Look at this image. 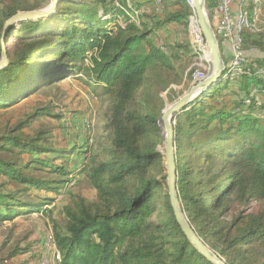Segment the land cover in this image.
<instances>
[{
	"label": "trees",
	"instance_id": "trees-1",
	"mask_svg": "<svg viewBox=\"0 0 264 264\" xmlns=\"http://www.w3.org/2000/svg\"><path fill=\"white\" fill-rule=\"evenodd\" d=\"M11 1L0 7V39L10 16L38 7ZM115 1L60 0L48 17L19 22L12 32L13 24L9 27L8 63L0 68V107L84 72L86 77H78L84 88L107 104L105 128L110 136L107 145H90L86 139L81 149L63 150L51 142L52 130L46 135L42 125L33 134H14L41 117L62 118L45 105L32 109L0 135V223L24 213H44L59 253L56 264H212L175 222L161 182L165 171L157 148L162 144L158 119L164 108L157 85L179 84L184 75L191 83L190 65L200 56L190 43L194 11L187 0H152L162 4L161 15L135 21ZM243 1L236 0L234 19L246 63L232 78L234 71L225 64L224 92L215 95L214 86L173 116L176 189L193 230L225 264H264V116L255 115L264 110V103L255 104L264 97V28L249 32L244 18L253 3L246 0L243 6ZM215 4L206 0L208 10ZM111 14L120 22L107 30L100 25L106 22L101 16ZM169 24L190 28L187 44L181 37L166 48L155 42L153 34ZM90 49L95 50L87 62ZM221 49L228 62L230 55ZM56 56L60 59L54 64L41 62ZM182 59L189 63L187 70L178 66ZM201 63L206 66L205 60ZM226 92L233 96L232 109L209 102ZM80 153L88 156L74 169L55 164ZM23 154L30 156L21 158ZM65 174L82 175L95 198L69 195L58 211L52 193L70 179L53 175ZM9 183L21 187L10 190ZM31 189L45 194L21 200ZM157 196L163 201L160 208ZM28 251L15 248L0 264H13L12 258Z\"/></svg>",
	"mask_w": 264,
	"mask_h": 264
},
{
	"label": "rangeland",
	"instance_id": "rangeland-1",
	"mask_svg": "<svg viewBox=\"0 0 264 264\" xmlns=\"http://www.w3.org/2000/svg\"><path fill=\"white\" fill-rule=\"evenodd\" d=\"M15 1L18 2V4H22L24 6L38 5V7L34 10L43 9L50 2V0ZM114 1L115 0H113V2ZM10 2L12 1L0 0V7H3ZM115 2L117 7L121 8L125 14H127L135 21H139V18L145 19L149 16H156V14H160L162 11V4L158 5L152 0H124V3H120L119 0H116ZM252 3L253 6L250 10L251 12H248L247 14L249 15L244 18V24L246 27H248V30L251 23L254 22L256 15H262L260 18L259 26H264V0H252ZM247 5L248 4L246 0H244L243 6ZM205 8H207L206 5ZM211 9H207V17L212 23ZM101 18L106 20L109 19V23L108 21H106L105 23L99 22L100 25L102 26L103 24V27L107 30L115 28L116 23L120 22L114 20L113 14L101 16ZM118 20H121L120 16ZM13 26L14 27H12L11 32L14 30V28H18L19 22L13 23ZM194 26L196 30H193ZM189 29L190 28H188V30ZM191 29L192 30H190L189 35L192 49L194 52H200V56H197L196 60L193 61V63L190 65V68L194 67L191 83L184 80V78L186 77V75H184V78H182V81L179 84H170L166 88L163 84L157 85L158 95L163 100V107L177 100L185 91H187L192 83L199 81L200 78L204 77L210 70V60L208 57L207 48L205 46L203 38L200 37V29L196 25L195 18H191ZM180 30H182V27H176L174 24H169L163 30L159 31L156 35L154 33L153 37L156 40L155 42L157 43L159 41L158 44L163 48H166V45H169L170 43H174L176 38L179 37H181L184 44H187V39L189 40L188 30ZM15 37H12V39H14ZM94 50L95 49H90L86 52L87 62L89 56L94 53ZM59 59V56L51 58L44 57L41 62H49V64H54V62ZM204 60L206 63L205 67L203 66V63H201L202 61L204 62ZM178 66H183V68L187 70L189 63L186 60L182 59ZM151 71L152 70H150V72ZM83 73L82 75L79 74L77 77H72L65 74V76H67L62 78V80H60L59 82L42 87L39 90H36L34 93L26 96L25 98H19V101L15 105H12L10 107H0V135L3 132L8 131L9 128L14 126L36 106L45 105L49 107V109L51 110L50 112L53 115L57 114L59 116H62V118L59 120V118L56 117L53 118L44 116L41 117L38 122L34 123L31 128L24 129L21 132L17 131L14 134H21L23 136L27 134H33L39 127V125H42V129L45 130L46 135H48L49 133L48 130H52L53 137L51 142L57 146L56 148H60L63 150L72 147L81 149V146L82 148L84 147V141H86V139L89 140L88 143L90 145H92V143L94 142L99 141L100 143L103 142L105 145H107L109 143L107 138L110 136V131L105 128V113L107 104L102 102V96H94V93L92 91L84 88L82 82L78 79V77L81 76L86 77V75H84ZM151 73L153 74L155 73V71H152ZM231 74V78L235 77L237 74V69L234 71V73ZM167 79L168 77L165 76L164 80ZM224 79L225 78L221 79L218 85H216L214 92L215 95L222 94L227 88L226 81ZM219 97L220 98H218V100H210L209 102H215L216 107L225 106L232 109L231 104L233 103V96L231 95V93L227 94L226 92L224 95H221ZM256 100H264V97ZM158 105L159 102H155L154 106L156 108ZM255 115L260 116L258 112ZM161 145L162 144H159L157 148H161ZM15 151L17 150L15 149ZM15 151L11 154L15 155ZM8 155L10 156V153H8ZM28 156L30 155L23 154L21 158H27ZM43 156L48 155H46L45 153ZM87 156L88 154L80 153L78 155H72L68 158V160L58 159L55 161V164H63L70 169H74L75 166H78V164L85 162ZM40 175H43V173H41ZM160 175L161 174L158 175L159 178ZM53 178H60V180L70 179L66 184H63L60 192H58L57 194L52 193V195H54V201L59 205L58 211L60 210L61 206H64L66 204L67 200L70 197L69 195H80L87 200H93L95 198V190L89 186L85 178L80 174L53 175ZM161 182L166 187L165 179L161 180ZM7 187L10 190H15L18 189V187L20 188L21 185L14 187L12 183H9ZM35 194L42 196L45 194V191L31 189L26 194L28 196L23 195L22 198L20 197V199L26 200V198H33V195ZM162 204L163 201L161 197L157 196V208L162 207ZM59 219L60 222H63L62 218ZM52 230L53 228L50 220L44 216V213L41 212L24 213L14 216L12 220L0 223V258L8 255L9 252H12V250H14L15 248L23 249L28 247L30 251L15 256L14 258H12L11 262L13 264H34L35 262H38V264H56L57 252H55V249H53L52 245Z\"/></svg>",
	"mask_w": 264,
	"mask_h": 264
},
{
	"label": "water",
	"instance_id": "water-1",
	"mask_svg": "<svg viewBox=\"0 0 264 264\" xmlns=\"http://www.w3.org/2000/svg\"><path fill=\"white\" fill-rule=\"evenodd\" d=\"M59 1L60 0H50L49 4L43 9L16 12L5 21L0 39V68L6 66L8 63L5 36L9 27L15 22L38 20L48 17L55 10ZM205 5L206 0H193V9L209 54L211 70L203 80L191 85L177 100L164 106L162 109L161 116L158 119V125L161 130L162 145L161 148H158V152L161 153L163 158L167 195L175 222L189 243L210 263L225 264L224 261L219 258L193 230L181 208V202L176 189L174 146L175 121L173 116L181 112L191 102L195 101V99L201 96L203 92L218 85L221 81L225 65L219 43L208 20Z\"/></svg>",
	"mask_w": 264,
	"mask_h": 264
},
{
	"label": "built area",
	"instance_id": "built-area-1",
	"mask_svg": "<svg viewBox=\"0 0 264 264\" xmlns=\"http://www.w3.org/2000/svg\"><path fill=\"white\" fill-rule=\"evenodd\" d=\"M212 12V27L213 33L221 46L225 48V55L229 54L230 58L228 62L224 61V64H240L246 63V56L242 49L243 37L239 34L238 26L234 22V15L238 14L236 11V0H216L215 6L211 9ZM207 13V8H206ZM208 16V15H207ZM262 15H256L253 23L249 26V32L255 33L260 31L264 26L260 27V18ZM209 20V18H208ZM200 37L202 34L200 33ZM203 38V37H202ZM161 42V41H160ZM223 56V55H222ZM245 68V66H244ZM245 70V69H244ZM264 103V100H256L255 104L260 106ZM264 110H259L260 116H264ZM262 116V117H263ZM90 117V116H89ZM53 249H55L52 239ZM55 252H57L55 250ZM59 259V253L57 252V260Z\"/></svg>",
	"mask_w": 264,
	"mask_h": 264
},
{
	"label": "bare ground",
	"instance_id": "bare-ground-1",
	"mask_svg": "<svg viewBox=\"0 0 264 264\" xmlns=\"http://www.w3.org/2000/svg\"><path fill=\"white\" fill-rule=\"evenodd\" d=\"M187 2H188V4L191 6V8H192V10L194 11V9H193V0H187ZM194 15H195V12H194ZM195 20H196V15H195ZM234 22H235V24H236V21H235V19H234ZM196 25L198 26V28H199V25H198V23H197V20H196ZM200 29V28H199ZM200 33H201V31H200ZM203 37V36H202ZM204 40V39H203ZM208 52V51H207ZM208 57H209V54H208ZM229 66V69L230 70H233V71H235L236 69H239L240 68V64H229L228 65ZM210 70H211V64H210ZM210 70H209V72L204 76V77H202V78H200V80L199 81H201V80H203L209 73H210ZM224 70H225V65H224ZM224 72V71H223ZM223 74V73H222ZM222 77H223V75H222ZM199 81H197V82H199ZM197 82H195V83H197ZM195 83H192V85L193 84H195Z\"/></svg>",
	"mask_w": 264,
	"mask_h": 264
},
{
	"label": "clouds",
	"instance_id": "clouds-1",
	"mask_svg": "<svg viewBox=\"0 0 264 264\" xmlns=\"http://www.w3.org/2000/svg\"><path fill=\"white\" fill-rule=\"evenodd\" d=\"M106 21H108V23L110 22L109 20H106ZM113 29H115V28H113Z\"/></svg>",
	"mask_w": 264,
	"mask_h": 264
}]
</instances>
